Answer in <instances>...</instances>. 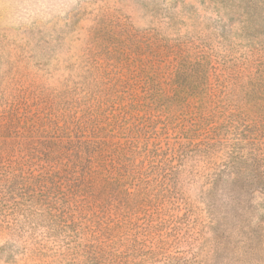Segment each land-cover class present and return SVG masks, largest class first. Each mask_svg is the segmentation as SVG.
<instances>
[{
	"label": "rangeland",
	"instance_id": "374dc122",
	"mask_svg": "<svg viewBox=\"0 0 264 264\" xmlns=\"http://www.w3.org/2000/svg\"><path fill=\"white\" fill-rule=\"evenodd\" d=\"M0 264H264V0H0Z\"/></svg>",
	"mask_w": 264,
	"mask_h": 264
}]
</instances>
